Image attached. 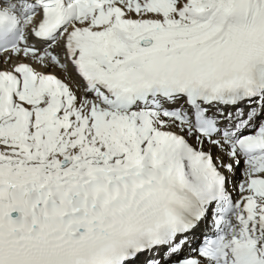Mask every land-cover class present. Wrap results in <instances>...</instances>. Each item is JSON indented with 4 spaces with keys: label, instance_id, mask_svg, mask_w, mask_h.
Listing matches in <instances>:
<instances>
[{
    "label": "snow or ice",
    "instance_id": "1",
    "mask_svg": "<svg viewBox=\"0 0 264 264\" xmlns=\"http://www.w3.org/2000/svg\"><path fill=\"white\" fill-rule=\"evenodd\" d=\"M0 264H264V0H0Z\"/></svg>",
    "mask_w": 264,
    "mask_h": 264
}]
</instances>
